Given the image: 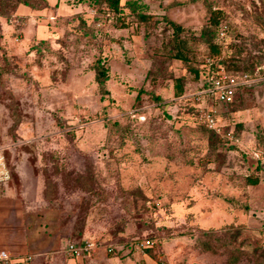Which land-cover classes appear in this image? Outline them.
Masks as SVG:
<instances>
[{
	"label": "rangeland",
	"instance_id": "1",
	"mask_svg": "<svg viewBox=\"0 0 264 264\" xmlns=\"http://www.w3.org/2000/svg\"><path fill=\"white\" fill-rule=\"evenodd\" d=\"M110 1L46 0L18 14L21 0H0L9 181L42 186L70 243L110 246L117 260L264 264V0ZM176 40L188 64L173 58ZM206 56L253 71L232 103L215 105L221 134L201 120L212 101L199 102L192 70Z\"/></svg>",
	"mask_w": 264,
	"mask_h": 264
},
{
	"label": "crops",
	"instance_id": "2",
	"mask_svg": "<svg viewBox=\"0 0 264 264\" xmlns=\"http://www.w3.org/2000/svg\"><path fill=\"white\" fill-rule=\"evenodd\" d=\"M19 13L32 10L22 6ZM21 180L0 186V254L10 258L9 264H156L146 255L135 262L117 260L100 248L74 258L66 251L73 228L62 226L60 214L44 200L42 186L25 188Z\"/></svg>",
	"mask_w": 264,
	"mask_h": 264
},
{
	"label": "built area",
	"instance_id": "3",
	"mask_svg": "<svg viewBox=\"0 0 264 264\" xmlns=\"http://www.w3.org/2000/svg\"><path fill=\"white\" fill-rule=\"evenodd\" d=\"M12 24H18L16 19H13ZM225 32L222 30L219 34V38L223 39ZM200 81L202 82V90L199 93V102H205L206 100L212 101L211 104H206L205 109L200 110L201 120L203 125L217 134H221L220 128L217 124L216 117V104H230L234 101L237 90L244 85L251 83L252 76L247 73L242 75H234L227 72L223 67L215 65L214 60L206 58L200 69ZM226 137H228L226 135ZM230 138V135L229 137ZM10 180L6 166L0 161V186H3ZM1 200V196H0ZM139 247L142 249H148L152 247L150 240L140 242ZM99 248V245L92 241H84L81 245L69 244L66 251L74 258H80L84 254H92ZM114 248H107V252H113ZM0 261L3 264H9L10 258L6 255L0 254Z\"/></svg>",
	"mask_w": 264,
	"mask_h": 264
},
{
	"label": "trees",
	"instance_id": "4",
	"mask_svg": "<svg viewBox=\"0 0 264 264\" xmlns=\"http://www.w3.org/2000/svg\"><path fill=\"white\" fill-rule=\"evenodd\" d=\"M21 2L25 7H28L31 10H40V9L45 8L48 5L46 0H21ZM110 5L111 6H113V5L118 6V0H111ZM14 17H17V16H14ZM142 19H146V17L142 16ZM167 23L173 29V33L176 35V37H178V35L183 32V29L180 26L174 24L173 22L168 21ZM210 28H211V31H213L215 33V36H217L219 38V34L223 30V28L221 27V25L219 24L217 19L214 18L211 21ZM176 42H177L176 46H175L176 52H175V55L173 56V58L176 60L182 61L185 64H188L189 63V57L187 56L186 52L182 48V42L177 41V40H176ZM212 50L216 52V48L213 45H212ZM206 58L213 59L215 65L221 66L227 72L232 73L229 70V68L227 67V65L223 62V60L219 59L217 56H206ZM204 60H203V62H204ZM192 72L195 74V78L198 80V78L200 77V74H201L200 70L197 68V70L193 69ZM241 72L248 73L250 76H253L251 73L253 71L247 70V71H241ZM107 80H108V76H107V72H106V69L104 67V64H97L95 66V82L98 84V87L103 94L107 93V90L105 88V82ZM76 245H81V244H76Z\"/></svg>",
	"mask_w": 264,
	"mask_h": 264
}]
</instances>
